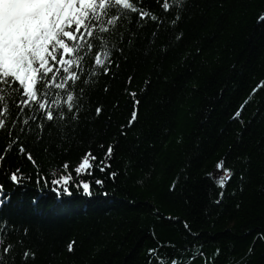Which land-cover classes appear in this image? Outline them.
<instances>
[{"label":"trees","instance_id":"obj_1","mask_svg":"<svg viewBox=\"0 0 264 264\" xmlns=\"http://www.w3.org/2000/svg\"><path fill=\"white\" fill-rule=\"evenodd\" d=\"M148 6L162 15L153 0H145ZM261 14L264 0H189L175 29L166 23L155 38L151 23L138 30L137 47L127 62L120 60L117 78H101L90 92L75 135L61 142L56 130H46L43 144L35 145L34 137L24 141L38 169L14 152L8 156L5 168L19 166L32 182L14 192L8 186L11 200L0 217L21 230L13 241L29 229L25 246L36 252L31 264H147L150 248L168 244L201 245L204 257L193 264H205V257L208 264H264V239L258 238L264 234V90L240 120L231 119L264 81ZM128 76L134 77L130 86ZM104 85L111 91L104 93ZM126 88L140 93L143 103L139 122L121 136L131 111ZM97 106L104 109L101 117L94 114ZM6 142L0 134V150ZM117 142L111 163L120 175L103 189L94 186L92 197L75 189L61 200L37 192V171L59 175L65 161L75 166L89 149L103 156ZM221 160L235 175L217 205L220 189L209 173ZM184 221L198 235L186 232ZM160 251L173 254L171 247Z\"/></svg>","mask_w":264,"mask_h":264},{"label":"snow or ice","instance_id":"obj_2","mask_svg":"<svg viewBox=\"0 0 264 264\" xmlns=\"http://www.w3.org/2000/svg\"><path fill=\"white\" fill-rule=\"evenodd\" d=\"M153 3L162 15L151 6L145 7V0H0V134L7 140L0 150V211L11 200L12 193L6 190L9 185L14 192L32 182V176L25 174L19 166L5 168L8 156L14 152L38 169L39 165L24 141L34 137L35 145L43 144L46 130L49 135L51 130H56L61 142L75 135L90 92L100 84L101 78H117L120 60L127 62L137 47L138 30L151 23L155 38L166 23L175 29L182 21L189 0H153ZM132 16L136 30L131 27ZM257 23H264V14L258 16ZM182 36V33L176 35V41ZM133 80V76H128L127 85L130 86ZM148 86L150 81L146 80L141 93L146 94ZM261 90H264V81L252 89L249 98L231 119L240 120L244 108ZM102 91L108 93L111 89L104 85ZM125 94L131 111L126 124L120 126L121 136H126L139 122L143 103L140 93L126 88ZM113 107L118 108L119 104ZM103 111L102 106H97L94 114L101 117ZM118 146V142L108 144L104 150L105 145L100 144L103 156H97L89 149L75 166L68 161L60 165L59 175H42L37 171V192H51L61 200L72 197L75 189L76 193L92 197L94 186L103 189L107 181L115 182L119 177L120 173L112 170L111 163ZM44 150L49 149L45 147ZM225 163V160L219 161L215 173H209V178L220 189L215 201L217 205L222 203L224 190L235 175ZM97 173L104 178H96ZM243 180L241 175V182ZM177 184L178 181L170 191H175ZM103 194L107 196V192ZM31 202L36 205L39 200L33 198ZM183 227L190 235H198L191 233L187 221L183 222ZM20 231L0 217V264H17L18 247L22 249L19 264H31L36 259V252L25 246L28 228H23L15 241L11 239ZM258 238L264 239V234ZM161 247H171L173 254H161ZM74 250L75 241L67 245L69 253ZM189 252L191 255H187ZM216 255H219V249ZM197 257H204L201 245L183 249L171 244L157 245L148 250L147 264H193ZM205 264H208L206 257Z\"/></svg>","mask_w":264,"mask_h":264}]
</instances>
